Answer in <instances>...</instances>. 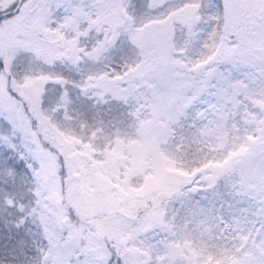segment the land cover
<instances>
[{"label": "snow or ice", "instance_id": "6c2138e0", "mask_svg": "<svg viewBox=\"0 0 264 264\" xmlns=\"http://www.w3.org/2000/svg\"><path fill=\"white\" fill-rule=\"evenodd\" d=\"M0 264H264V0H0Z\"/></svg>", "mask_w": 264, "mask_h": 264}]
</instances>
